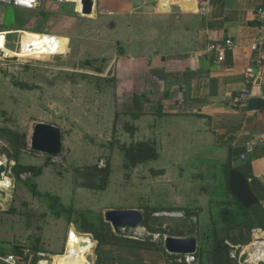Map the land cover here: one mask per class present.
I'll use <instances>...</instances> for the list:
<instances>
[{"label":"crops","instance_id":"0c3cea01","mask_svg":"<svg viewBox=\"0 0 264 264\" xmlns=\"http://www.w3.org/2000/svg\"><path fill=\"white\" fill-rule=\"evenodd\" d=\"M32 1L33 6L21 5L18 0L0 1V50H6L11 40H18L27 54H62L69 50L79 53L87 38L89 50L104 52L106 68L114 81L113 91L105 92V100L110 103L107 127L119 132L121 136H115L119 144L144 141L157 147V159L126 168L124 153L108 138L109 146L118 148L122 157L117 165L121 170L119 177L124 178L127 186L142 182L152 198L143 207L135 204L125 209L160 207L173 208L169 212L190 211L178 202L177 193L184 197L199 182L210 190L204 193V199L218 204L224 180L233 195L225 170L226 164H231L248 174L264 210V63H257L261 57L264 60V50L251 47L260 34L258 9L264 0H94L91 14L79 9L82 0ZM70 5L74 10L68 13ZM204 5L206 12L201 10ZM27 34L48 38L51 51L24 49L23 38ZM228 37L238 46L227 49L223 55L207 52L209 42ZM250 67L257 76L251 84L246 76ZM247 85L251 86V98L237 104L235 98ZM109 163V185L103 191L112 187L115 176L114 161ZM218 172L219 182L210 186ZM129 186L124 185L121 192H133ZM47 231L40 233L44 248L37 252V260L36 256H29L19 234L11 231L0 235V252L25 255L26 261L33 263L48 259L50 254V258L54 257L53 261L48 259L50 263L57 264L55 257L67 256L69 246L81 244L84 238L79 250L87 254L89 264H210L208 258L200 256V251L206 250L199 237L195 255H177L165 248L99 245L89 233L72 228L67 251L54 255L46 252L52 244ZM72 234L77 237L75 243ZM256 244L264 246L262 228L254 230L250 242L230 251L233 264L251 255ZM257 251H253L254 258ZM72 255L75 262L69 263H82L77 262L80 254ZM82 261L86 262L85 258Z\"/></svg>","mask_w":264,"mask_h":264},{"label":"rangeland","instance_id":"374dc122","mask_svg":"<svg viewBox=\"0 0 264 264\" xmlns=\"http://www.w3.org/2000/svg\"><path fill=\"white\" fill-rule=\"evenodd\" d=\"M73 10L71 5L66 9L68 13ZM86 40L79 53L69 50L62 54H27L18 40H11L6 50H0V127L25 135L26 146L20 157L22 164L42 165V168L45 165L40 175L26 172L15 177L12 172L15 163L9 161L13 148L5 137H0V157L8 166L3 178L10 185L0 187V235H7L9 231L15 232L16 236L19 234V240L27 245L29 256H37L43 247L42 230H48L47 236L52 242L46 252L62 255L67 251L71 229L84 233L78 217L83 216L87 222L100 227L102 223H108L105 220L107 210L125 209L135 204L143 207L147 200H152L142 182L128 185L133 192H121L124 185L128 187L124 178L119 177L121 170L117 165L122 157L118 148L109 146L112 138L119 147V139L115 136L121 135L107 127L109 120L106 119L110 103L105 100V92L113 91L114 81L106 68L104 52L89 50ZM69 42L72 48V41ZM38 122L61 127V154L44 155L31 149L32 132ZM110 160L115 166L112 187L106 191L84 187L83 184L92 181L101 183L103 175L94 166L104 167ZM218 182L219 172L210 186ZM31 183L43 193L58 194L63 204L75 206L79 214L72 216L70 221L65 214L55 218L49 211L47 198L34 195ZM226 185V180L220 184L223 189L219 191L218 204L204 199L209 188L204 189L200 182L192 185L184 197L177 193L178 202L186 205L191 215L185 211L157 212L150 217L147 226L125 234L154 241L161 247L168 236H197L206 251L214 246L216 229L228 227L229 232L239 235L244 231L252 237L255 229L262 228L253 218L254 211L245 212L235 207L234 213L227 214L226 218L221 215L224 199L229 205L236 201ZM162 199L163 195L161 202ZM152 206L156 205L152 203ZM89 234L94 238L92 233ZM72 238L75 243L77 237L72 234ZM49 256L46 258L53 261V256ZM182 259L186 262V258Z\"/></svg>","mask_w":264,"mask_h":264},{"label":"trees","instance_id":"16d2710c","mask_svg":"<svg viewBox=\"0 0 264 264\" xmlns=\"http://www.w3.org/2000/svg\"><path fill=\"white\" fill-rule=\"evenodd\" d=\"M0 137H5L11 144L13 148V152L9 154V161H14L15 164L12 166V172L14 173L15 177H20L23 173L32 172L34 175H40L43 171L41 166L36 165H24L20 161L22 149L26 146V137L24 134L20 132L9 129V128H1L0 127ZM119 149L124 153L125 156V167L130 168L134 167L139 163L148 160L157 159L159 154L157 147L150 142H135L130 145L120 144ZM97 172H100L103 175L100 184H96L95 182H89L88 184H83L84 187L89 189H96V190H105L109 185V177L111 174V164L108 162L104 167H99L98 165L94 166ZM233 168L241 171L245 177L248 179V174L242 167H233L231 164H226L225 170L227 173V182L229 183V172ZM9 178V177H8ZM31 189L34 195L42 196L47 198L48 205L54 215L56 217H61L63 214L70 218L75 214H79L77 208L73 206H68L62 203L60 198L57 195L51 193H43L37 189L35 183L30 184ZM251 189L254 191L253 186L250 184ZM255 193V192H254ZM235 198V202L231 205L224 204L222 205L221 215L223 218L227 214L234 213L236 208L243 209L245 212L247 211H254L253 218H255L257 224L264 229V210L261 207L260 201L256 203L251 208H246L242 203L237 200V197L233 194ZM236 207V208H235ZM173 208H160V207H147L145 208V219L142 226H147L149 224V219L152 215L160 211H171ZM188 215H191L190 211L186 212ZM83 216L81 218L78 217L77 221L81 226V230L84 233H92L94 238L98 241L99 245L105 243H120L125 245H132V246H140L144 248H153L159 249L164 248L161 247L159 243L148 239H140V238H133L129 237L125 234V232L129 231L130 229L121 230L119 234H116L109 223H102L100 227H96L94 224H91L86 221ZM227 225V223H226ZM244 225H247L245 223ZM222 233V235H221ZM252 240L251 235L245 234L244 231L241 234H234L229 232L228 227L223 229H216L215 231V243L212 249L207 251H200V256L204 258H208L210 264H233L234 260L230 256V251L235 249V247L239 244H245ZM18 253L22 252L20 250L17 251ZM39 256H36V260Z\"/></svg>","mask_w":264,"mask_h":264},{"label":"water","instance_id":"95a60500","mask_svg":"<svg viewBox=\"0 0 264 264\" xmlns=\"http://www.w3.org/2000/svg\"><path fill=\"white\" fill-rule=\"evenodd\" d=\"M82 12L93 13L94 0H82ZM31 149L44 155L57 156L63 149V132L58 125L38 122L35 124L31 136ZM8 166L5 162L0 165V178L6 175ZM229 188L237 197L238 201L245 207H252L259 199L251 189L250 183L245 175L232 169L229 172ZM145 219L144 211L139 209H109L105 212V220L110 223L113 231L119 234L121 230H135L142 226ZM164 247L167 252L177 255H195L198 252V237H174L165 239ZM264 264V261H259Z\"/></svg>","mask_w":264,"mask_h":264},{"label":"built area","instance_id":"2783aa9c","mask_svg":"<svg viewBox=\"0 0 264 264\" xmlns=\"http://www.w3.org/2000/svg\"><path fill=\"white\" fill-rule=\"evenodd\" d=\"M0 1H4L7 3H11V0H0ZM202 12H206L207 11V6H202L201 8ZM258 18L261 22V28H260V34L257 37V40L252 44V48L254 50H259V51H263L264 50V4L258 9ZM237 43L235 42L234 39L228 37L224 40H220V41H212L209 42L207 45V52L208 53H220V55H223L224 52L227 49L230 48H235L237 47ZM257 63H259L260 65H263L264 60L263 58H259L257 60ZM246 76H247V80L248 83H252L253 80L256 79V73L254 71L253 67H250L246 70ZM252 96V91H251V86L247 85L244 90L235 98V102L237 104H243L245 102H247L249 100V98H251ZM249 144L247 145V147L249 148ZM244 157V155H243ZM260 245V246H259ZM254 249H257L258 251L256 252L258 255L255 256L253 255V251ZM262 254H264V246H262V244H256L255 247H253V250L251 252V255L247 254L246 258H244L242 261L239 262V264H259V261L264 260V258H262ZM43 255H47V254H43ZM192 258L194 259V257L192 256ZM0 261H5V262H11L13 264H43V262H45V264H52L50 263V261L48 259H44V260H38L36 263H33L31 260L30 261H26V256L25 255H17L14 253H2L0 252Z\"/></svg>","mask_w":264,"mask_h":264},{"label":"bare ground","instance_id":"6f19581e","mask_svg":"<svg viewBox=\"0 0 264 264\" xmlns=\"http://www.w3.org/2000/svg\"><path fill=\"white\" fill-rule=\"evenodd\" d=\"M33 2H35V1H32V0H18V3H20L21 5H24V6H33ZM79 9L80 10L82 9V3L79 5ZM23 47H24V49H26L29 52L48 53V52L51 51L50 41H49L48 38L41 39L40 36H35V35H32V34H27L23 38ZM2 163H3V160L0 157V165ZM3 177H4V175L0 178V187H10L9 183H6V181H4ZM81 245H82V243L74 245V246H69L71 254L68 253V255L64 256V257H55L56 258L55 260H57V262H58L57 264H72L73 262L71 260H74V262H75V259L73 258L72 254H80L77 257L78 258V261H77L78 263L82 262L81 264H89L90 260L87 257V254L85 252H81L79 250L81 248ZM83 258H85L86 262L82 261ZM69 262H72V263H69Z\"/></svg>","mask_w":264,"mask_h":264}]
</instances>
